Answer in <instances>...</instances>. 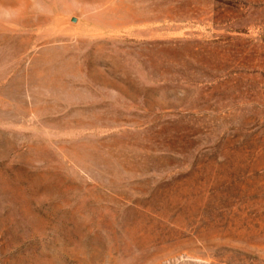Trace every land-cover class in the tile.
Wrapping results in <instances>:
<instances>
[{"label":"rangeland","instance_id":"obj_1","mask_svg":"<svg viewBox=\"0 0 264 264\" xmlns=\"http://www.w3.org/2000/svg\"><path fill=\"white\" fill-rule=\"evenodd\" d=\"M0 264H264V0H0Z\"/></svg>","mask_w":264,"mask_h":264}]
</instances>
